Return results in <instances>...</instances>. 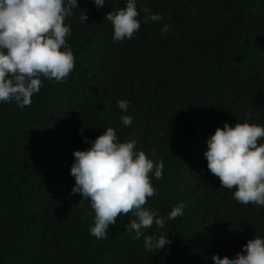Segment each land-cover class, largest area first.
Returning <instances> with one entry per match:
<instances>
[{
  "label": "trees",
  "instance_id": "16d2710c",
  "mask_svg": "<svg viewBox=\"0 0 264 264\" xmlns=\"http://www.w3.org/2000/svg\"><path fill=\"white\" fill-rule=\"evenodd\" d=\"M78 3L89 18L81 22L74 9L65 19L75 58L67 79L41 77L40 92L23 109L0 102V264H214V255L234 257L249 239L264 237V206L235 200L204 156L207 139L225 122L250 113L264 125V0H138L141 28L119 42L105 17L126 0H105L99 9L94 0ZM144 8L164 18L143 23ZM120 99L130 102L127 113ZM72 110L82 150L91 146L86 138L112 127L122 142L134 138L164 161L145 207L166 215L185 204L163 229L145 230L168 232L165 249L146 251L143 237L127 231L137 219L131 212L109 226L107 239L90 234V201L70 194L74 157L55 154L47 135L64 118L57 114Z\"/></svg>",
  "mask_w": 264,
  "mask_h": 264
},
{
  "label": "clouds",
  "instance_id": "9594fccd",
  "mask_svg": "<svg viewBox=\"0 0 264 264\" xmlns=\"http://www.w3.org/2000/svg\"><path fill=\"white\" fill-rule=\"evenodd\" d=\"M137 2L126 0L125 7L106 15L105 19L113 26L115 42L130 40L140 30ZM94 3L99 9L105 0ZM74 9L80 10L79 20L85 23L89 18L87 10H81L78 0H0V102L15 100L23 109L40 92L41 77L56 82L67 79L75 67V58L67 40L72 34L71 24H66L65 19L73 15ZM144 12L148 15L143 23L164 18L148 8ZM163 31H168V25ZM129 104L124 99L117 101L124 113ZM77 112L60 111L57 116H63V120L54 124L47 135L57 149L55 154L65 152L67 158L74 157L71 175L75 185L70 194L79 193L83 200L90 201L95 212L90 234L107 239L109 226L116 225L122 214L127 216L131 212L137 219L130 220L127 231H134L135 239L143 237L146 251L165 249L171 244L168 232L153 236L145 235V230L153 225L163 229L167 221L184 214L185 204L177 203L166 215L145 207L148 198L156 194L152 179L162 178L164 161L156 162L138 149L134 138L122 142L112 127H107L95 140L86 138L85 143L91 146L82 150L85 147H81V138L74 140L79 122L71 119ZM121 121L130 126L133 117L122 115ZM262 141L264 125L254 123L250 113L243 122H225L207 139L204 156L208 170L219 178L221 188L233 190V198L244 205L264 206ZM212 260L214 264H264V237L256 235L249 239L243 251L234 257L221 258L216 254Z\"/></svg>",
  "mask_w": 264,
  "mask_h": 264
}]
</instances>
